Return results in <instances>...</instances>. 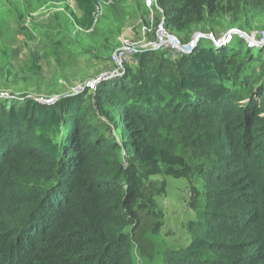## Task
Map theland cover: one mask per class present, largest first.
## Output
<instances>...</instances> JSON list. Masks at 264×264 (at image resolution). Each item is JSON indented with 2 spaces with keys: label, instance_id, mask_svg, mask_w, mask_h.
Returning a JSON list of instances; mask_svg holds the SVG:
<instances>
[{
  "label": "trees",
  "instance_id": "16d2710c",
  "mask_svg": "<svg viewBox=\"0 0 264 264\" xmlns=\"http://www.w3.org/2000/svg\"><path fill=\"white\" fill-rule=\"evenodd\" d=\"M65 1L0 0V91L11 93L0 96V264H264V45L233 35L200 38L188 53L130 51L93 88L40 102L14 88L25 79L15 29L51 41L56 57L106 63L117 15L147 9L106 0L97 19L100 0H74L77 12ZM156 3L157 22L182 44L264 28V0ZM50 4L68 13L38 21ZM169 178L188 184L176 235L165 237Z\"/></svg>",
  "mask_w": 264,
  "mask_h": 264
},
{
  "label": "rangeland",
  "instance_id": "374dc122",
  "mask_svg": "<svg viewBox=\"0 0 264 264\" xmlns=\"http://www.w3.org/2000/svg\"><path fill=\"white\" fill-rule=\"evenodd\" d=\"M65 2L69 5L70 9L74 10L75 12L78 11L74 0H66ZM150 2L151 4L147 5L146 0H144V4L147 8L144 15H142L141 12L136 13V15L132 17L130 15L124 16L122 13L117 15L120 22L122 23V30L118 37L119 44L112 52L110 61L106 63H101L97 61V59L88 61L87 58L86 60L74 63L67 58L65 59L64 57L60 56L56 57L52 52L53 49L51 46L53 45L51 41L47 42L40 38L28 39L24 32L15 29V35L12 36L14 39L10 40L14 50L13 63L15 69L20 74V78L25 77V79H22L19 82V85L15 86L14 88L31 92L32 96L40 102H49L50 100H56L58 95L61 93L67 92L68 94H76L84 88H93V84L89 86L90 83L94 81L95 84L102 76L110 77L115 75L122 66L124 60L125 62L127 60H131V57L129 56L130 51L134 52L135 50L143 49L153 50L163 47L173 51V53L176 54L179 52L188 53L194 50L195 48L189 51V47L187 46L191 43V41L188 44H182L176 36L164 30L162 26L163 18L160 19V22H157V18L159 17L161 9L157 5L156 0H150ZM61 12L68 13V10L63 9L61 4H50L48 7H43L35 11L34 16H36L38 21H42L43 17H47V19H49L51 13L58 14ZM100 15L101 13L97 19L100 17ZM233 30L238 29L235 28ZM239 31L240 30H238V32ZM224 32V30H219L217 32L211 31L207 34L197 32L194 35H205V38L211 40V43L215 45H221L220 43H230L233 40V35L241 37L249 47L264 45V43H260V41L258 43H249V37L252 35L264 34V28H255L249 34L241 31L240 33H233L229 39L223 35ZM194 35L192 36V39ZM253 38L257 40L255 37ZM201 41L204 44H210L205 39H202ZM116 54L120 55V58H116ZM122 58L124 59L122 60ZM28 61L37 64L35 65V69H32V65H30ZM36 69L37 73H40L45 77L44 79L40 80L41 82L39 81V79H41L40 76H37L36 74ZM59 71L61 73H66L68 76H58ZM53 85L55 86L53 95L47 96V86ZM8 94L11 93H8L6 90L0 91V96L8 97ZM159 179H162V176H159ZM186 184H188L186 180L172 181V179L169 178L166 187L167 191L170 190L171 193L169 195H165V197H159L165 206L164 211L167 214L166 224H168V226H165L162 231V234L165 237L170 235L175 236L176 234L174 233V230L176 226L177 230L179 228L178 223L180 222V219H177V217L180 216L182 212V203L179 200V197L180 195H184L186 193L183 191L180 192L178 189L183 188ZM182 200L185 199L182 198Z\"/></svg>",
  "mask_w": 264,
  "mask_h": 264
},
{
  "label": "built area",
  "instance_id": "2783aa9c",
  "mask_svg": "<svg viewBox=\"0 0 264 264\" xmlns=\"http://www.w3.org/2000/svg\"><path fill=\"white\" fill-rule=\"evenodd\" d=\"M146 2H147V5H150L151 4V2H150V0H146ZM106 3V0H100L99 1V4L97 5V7H96V16H98L100 13H101V6L103 5V4H105ZM234 31V30H233ZM233 31H230V32H228V33H226L225 34V37L226 38H230V36H231V34H233ZM251 36V35H250ZM255 37L257 40H255L253 37ZM251 37H249V39H250V41H249V43H258L259 41H260V43H264V34H262V35H252ZM225 37H223V38H225ZM222 38V39H223ZM221 41V40H220ZM220 44H223V43H220ZM119 54V53H118ZM118 54H116V58H120V55H118ZM124 58H122V60H123ZM120 64V63H119ZM93 84V86H94V81L92 82V83H90V85L89 86H91ZM81 91V90H80ZM75 92H77V91H75Z\"/></svg>",
  "mask_w": 264,
  "mask_h": 264
},
{
  "label": "water",
  "instance_id": "95a60500",
  "mask_svg": "<svg viewBox=\"0 0 264 264\" xmlns=\"http://www.w3.org/2000/svg\"><path fill=\"white\" fill-rule=\"evenodd\" d=\"M233 33L234 34L240 33V31L238 32V30H234ZM243 35H245V34H243ZM205 37L206 36L205 35H202V34H196V35H194L193 39L191 40V43L187 45L189 47V51L192 50V49H194L196 47L197 42H198V40L200 38H205Z\"/></svg>",
  "mask_w": 264,
  "mask_h": 264
},
{
  "label": "clouds",
  "instance_id": "9594fccd",
  "mask_svg": "<svg viewBox=\"0 0 264 264\" xmlns=\"http://www.w3.org/2000/svg\"><path fill=\"white\" fill-rule=\"evenodd\" d=\"M49 102H52V100H50ZM49 102H48V103H49Z\"/></svg>",
  "mask_w": 264,
  "mask_h": 264
}]
</instances>
